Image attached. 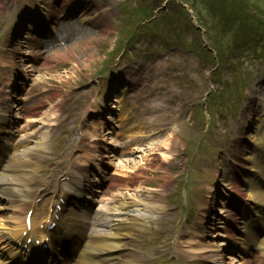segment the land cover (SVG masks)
I'll return each instance as SVG.
<instances>
[{
  "label": "rangeland",
  "instance_id": "1",
  "mask_svg": "<svg viewBox=\"0 0 264 264\" xmlns=\"http://www.w3.org/2000/svg\"><path fill=\"white\" fill-rule=\"evenodd\" d=\"M19 1L20 0H10V2H7L6 4L7 5H14V4H16V3H19ZM7 9V8H6ZM3 10L4 9H0V25H4L5 24V22H6V20H5V16H6V14H7V11H4V13H3ZM176 22V19L175 18H172V19H167L166 21H165V23L166 24H170L171 22ZM183 30H184V39H185V42H187V41H190L192 38H194V36H197L195 33H191L187 28H183ZM169 40H170V42L172 43V44H178L179 42L177 41V40H175L174 38H169ZM84 42H85V40L84 41H82L81 43H79L78 45H75V46H73L71 49H80V48H83V44H84ZM2 45V44H1ZM133 45H134V42H133ZM148 45H149V51L150 52H153V53H155V55H156V53H158V55L155 57V59H158L159 57H161L162 59H164L165 58V50H163V49H160L159 47H158V45H156V44H153V45H151L150 44V42H148ZM97 49V50H96ZM91 50H92V52H93V54H95V55H97L96 57H98V56H101L103 53H105L106 51H105V48H103V50L102 51H100V50H98V48L96 47V44H94V45H92V47H91ZM89 51V50H88ZM98 52V53H97ZM99 52H100V54H99ZM82 53V52H81ZM166 66L167 67H169V68H172V70H169V72H167V77L168 76H170V75H172V76H176V77H182V78H184V77H187L188 75H190V73L189 74H187L186 73V71H189L190 72V70H186L185 68H183L177 61H175V60H173V59H169V60H167V62H166ZM49 72H50V69H47L46 71H45V73H44V75L46 76H48L49 75ZM56 77H58L59 78V76H56ZM61 78V77H60ZM192 87H193V89H191L190 90V92L191 93H193V92H195V86L194 85H191ZM65 87V86H64ZM63 87V88H64ZM63 88H58L57 87V85H54V90H62ZM202 91H203V87H201L200 88V90H198L197 92L199 93V95L202 93ZM263 92H264V90H262Z\"/></svg>",
  "mask_w": 264,
  "mask_h": 264
},
{
  "label": "bare ground",
  "instance_id": "2",
  "mask_svg": "<svg viewBox=\"0 0 264 264\" xmlns=\"http://www.w3.org/2000/svg\"><path fill=\"white\" fill-rule=\"evenodd\" d=\"M42 133H39V135L38 136H40ZM41 140V138H39L38 139V141H40ZM34 151H35V155H36V159H38V163L36 164V166L33 168L34 169V172L36 173V172H40L41 170H42V166H41V163H42V161H44V158L42 157V152L44 151L43 150V147L42 146H38V148H35L34 149ZM157 156H159L160 158H161V160L162 161H168V157L166 156V155H164L163 153H159V154H157ZM248 195L252 198V196H254V197H257L258 196V192L255 190H253L252 192H250V193H248ZM257 202H259V201H257ZM260 203V202H259ZM121 204H124V203H121ZM137 203H135L134 204V206H135V208H137ZM114 210H115V212H118L120 209L119 208H117V207H114ZM120 213H122V211L120 210ZM138 209H136V211L135 212H127V214H126V218H125V221L126 222H130V225H134V222H136L137 221V219H138ZM9 220H11V221H14L15 220V218H10L9 217V219L7 220V221H9ZM103 222V221H102ZM129 224V223H128ZM122 229H124V230H126L127 229V227L126 226H123L122 227ZM103 233V232H102ZM105 234H108V233H105ZM113 235V234H112ZM103 246L104 245H100V246H97V245H90L89 247H87V249L86 250H84V256H87V254L88 253H93V252H98V253H100L99 252V250L100 249H102L103 248ZM109 247V249L110 250H117V249H119V248H123L124 247V245H120V246H114V245H111V246H108ZM129 249H134L133 247H131V246H129L128 247ZM90 249H93V250H90ZM54 256V255H53ZM114 260V259H113ZM0 264H3L2 262H0Z\"/></svg>",
  "mask_w": 264,
  "mask_h": 264
}]
</instances>
